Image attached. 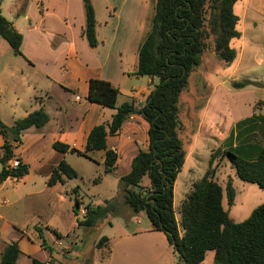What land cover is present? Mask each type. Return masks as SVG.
Here are the masks:
<instances>
[{"label": "trees", "instance_id": "1", "mask_svg": "<svg viewBox=\"0 0 264 264\" xmlns=\"http://www.w3.org/2000/svg\"><path fill=\"white\" fill-rule=\"evenodd\" d=\"M83 1L84 34L89 46L95 48L98 45L95 7L92 0ZM237 1L212 0L210 4L208 0H156L152 28L140 46L134 73L139 77L159 78L146 103L140 107L131 102L117 106L119 89L108 80L93 78L89 82L87 100L116 109L112 120L91 129L84 150L60 140L52 144L60 153L72 152L87 157L93 151H103L108 173L114 170L119 159V154L109 146L108 138L118 134L130 111L140 115L149 125V149L140 150L132 159L131 170L122 176L124 202L133 213L144 211L154 228L167 235L179 255V264H201L209 250L214 251L215 264H264V203L244 221L235 222L223 206L224 195L229 205L234 204L233 180L229 178L224 189L215 179L220 160L228 158L242 180L264 189V140L260 144L251 139L257 129L264 134L263 115L254 113L238 121L224 141V147L213 150L208 169L182 201V235L174 208L175 182L187 157L180 137V96L188 86L191 73L201 64L211 36L219 59L226 64L235 61L237 51L231 41L241 37L237 28L240 17L234 12ZM0 36L9 43L14 54L22 55L23 35L2 15L1 7ZM248 83L244 80L232 85L234 89H242ZM49 119L43 107L30 111L12 125L0 119V133L4 139L0 146V185L8 178L19 179L28 174L29 165L16 156L14 149L21 143L24 130L32 126L42 128ZM217 157L219 161L215 164ZM15 158L19 166L10 167L9 161ZM77 176L78 172L63 158L53 168L47 183L53 186ZM144 178L149 179V185L143 184ZM99 180L101 177L95 179ZM77 193L78 186L73 190L74 211L78 215L81 201ZM109 214L119 215L116 201L88 205L87 214L78 219V225L93 227ZM36 230L42 247L52 254L53 248L44 238L42 228L36 227ZM107 241L108 237L102 236L98 247ZM21 253L18 241H12L2 252L0 264H16ZM91 262L87 260L86 264ZM32 264L48 263L33 258Z\"/></svg>", "mask_w": 264, "mask_h": 264}, {"label": "rangeland", "instance_id": "2", "mask_svg": "<svg viewBox=\"0 0 264 264\" xmlns=\"http://www.w3.org/2000/svg\"><path fill=\"white\" fill-rule=\"evenodd\" d=\"M16 1L1 0L2 15L8 20L16 16L14 13ZM247 2L248 0H238L234 5V12L240 17L237 28L241 32V37L231 41V46L237 51L235 61L226 64L219 59L214 52V38L211 36L209 47L202 55L201 64L191 73L188 86L180 96V137L183 140L184 150L188 154L174 187V208L181 230H183L181 226L182 201L191 192L193 182L198 181L208 169L213 150L224 145V142L217 139L215 126L228 124L233 120L237 123L247 118L251 111L264 116V13L260 14L252 8L248 10ZM208 3L211 4L212 0H208ZM245 10H248L247 14ZM109 48L113 53L112 58H114L115 50L118 47L106 44L104 52L109 51ZM0 55H4L2 61L6 60L8 56L15 57L9 43L2 36H0ZM39 62L38 59L36 64L39 71L40 91L42 87L40 86L42 85L40 73L45 70V64ZM244 80L250 83L242 89L233 88V82ZM146 81L147 76H144V79L141 77L131 78L127 81L126 89L147 84ZM155 82L159 83L158 77H155ZM52 94L58 98V93L54 91ZM29 95L30 87H27V83L21 79L20 75L7 77L0 74V119L5 124L12 125L16 120L26 116L28 108L34 105V101L30 100ZM63 95L66 94L63 92ZM120 98L121 100L127 99L124 93ZM68 102L72 105L77 104L74 97L70 95ZM134 115L133 113L128 114L130 117H135ZM131 126L132 124H129L123 129L119 135V142L127 147L130 146L127 143H134L132 140L138 144L140 142L137 141L144 144L146 139L144 147L146 149L149 146L148 130L139 124L135 125L136 130L132 131ZM252 135L250 136L254 142L263 144L264 134L261 129H257ZM53 138V133L39 136V146L34 143L30 144V140L27 138L25 140L21 138L23 144L19 146L18 150L23 149V155L30 159L28 165L32 169L30 174L32 180H27L24 183L16 182L11 178L2 186L1 191L9 200V204L3 209V211L6 209L8 211L4 213L5 219L13 221L16 230L22 229L23 224L30 219L29 224L32 227L26 228V230L31 231L36 227H44L46 220H51L52 216L53 219L57 218L56 229L65 236L58 237L52 230L43 232L48 245L53 248V256L48 264H86L87 260L94 259L99 248H102V255L105 256L102 264H129L131 257L144 255V252H147L146 257L153 258L151 257V248L147 249L148 243L152 242L151 239L139 238L129 241L127 244L118 242L119 236L123 233H134L138 228L146 230L150 227V220L145 212H142L140 222H137V218L133 215L125 217L132 212L124 202L125 193L121 180L122 176L131 170L132 159L126 155L127 151L120 154L121 160L118 167L116 166L113 171L108 173L105 172L104 162H101L104 157L103 151H93L90 157L68 152L64 159L78 172V176L71 179L69 195L63 194L66 199L60 202L58 194L46 185V174H48L51 165L55 163L56 154H58L52 147ZM110 140L113 142L114 138L110 136ZM133 147L137 148V145ZM217 161H219L218 157L215 164ZM1 167L0 164V170ZM99 177L101 180L96 182L95 179ZM229 178L233 180L236 197L234 204L229 205L226 195H224L223 206L235 222H242L251 215L257 206L264 203V189L256 183L242 180L237 175L232 162L228 158H223L220 160L215 179L225 189ZM143 184H149V179L144 178ZM12 185L17 193L14 189L12 190ZM76 186H78L77 197L80 201L82 200L78 210L80 219H83L87 214V212L83 214L82 209L87 211L88 205H103L106 200L118 203L119 215L109 214L93 227H77L74 224L76 217L73 198V190ZM10 190H12L11 194L8 193ZM15 193L16 196L23 195L17 203L14 202ZM37 200H39L38 206H36ZM12 227L13 225L10 226V228ZM67 233L70 234L69 237ZM102 236L109 237L111 244L116 243V246L111 248L109 242H104L101 247H98L97 243ZM3 238L5 239V237ZM37 241L42 243L41 238H38ZM58 241H61L62 245ZM73 243L77 244L75 245L76 253L69 256L67 254ZM39 249L40 252L36 253L37 258H46L48 252L44 251L42 247ZM111 253H113L112 257ZM154 257L157 258L159 264H179V255L174 246L170 244L166 250H160L158 255L155 252ZM98 260L99 263L93 264H100V259ZM202 264H215L213 250L207 252Z\"/></svg>", "mask_w": 264, "mask_h": 264}, {"label": "crops", "instance_id": "3", "mask_svg": "<svg viewBox=\"0 0 264 264\" xmlns=\"http://www.w3.org/2000/svg\"><path fill=\"white\" fill-rule=\"evenodd\" d=\"M92 2L95 7L97 20L96 34L98 45L95 48L89 46L84 34L86 15L83 0L16 1V7L14 8L16 16L14 15L15 18L9 21L23 35L22 55L14 54L15 57L8 56L4 61H2V56L4 55H0V74L7 77L20 75L21 79L27 83V87H30L29 97L31 101H34V105L28 108L27 113L43 107L50 116L49 122L42 128L32 126L22 132L21 138L24 140L25 138L29 139L30 144L34 143L39 146V136L53 133L52 144L56 140H60L72 147L84 150L91 129L99 124H108L116 113L114 108L104 107L87 100L89 82L93 78L108 80L119 89L117 106L124 102L134 103L137 107L142 106L158 84L155 82V77L147 76V84L132 86L129 90L126 89L128 80L140 78L134 74L138 64V52L152 28L156 0H92ZM251 8L260 14L264 13V0H248L247 9ZM248 10H245V13H248ZM106 44L109 46L117 45L118 48L115 50L116 55L114 54V58H112L113 53L110 48L108 49L109 51L104 52ZM38 59L39 63L45 64V70L40 73L42 83L40 86L44 88L41 87L40 91L39 71L36 64ZM141 78L144 79V76ZM54 91L58 93V98L52 94ZM63 92L66 95H63ZM123 93L127 97L125 100L120 98ZM69 95L74 97V101L77 104L72 105L68 102ZM252 112L247 117L253 115L254 112ZM134 116H129L118 134L111 136L114 138L113 142L110 137L108 138L109 146L119 154L117 167L121 160L120 154L123 151H127L126 155L133 159L140 150L149 149V146L146 149L144 148L146 139L144 144L141 141H137L140 142L138 144L135 140H132L134 143H127L130 145L127 147L119 142L120 133L129 124H132V131H135V125L139 124L145 126L148 130V123L140 115L135 114ZM235 124V120L228 124H217L215 126L217 139L223 143L230 136ZM3 142L4 139L0 133V146ZM22 144L21 142L15 147V154L24 163L29 164L30 159L23 155V149L18 150ZM134 145H137V148L133 147ZM57 153L55 163L51 165L48 174H46V185L51 190H54V193L58 194V199L62 202L66 199L64 195H69L68 189L71 187V179H66L65 183H57L53 186H49L47 183L53 168L68 154V152L60 153L58 151ZM101 162H104V157ZM31 172L32 169L29 167L28 174L19 179L12 178V180L25 183L27 180H32L30 177ZM9 179L11 178H8L0 185V263L5 247L16 239L15 241H18L22 251L16 264H32V259L37 258L36 253H39V248L42 247L40 241H37L40 237L37 230H35L36 228L31 231L26 230V228L32 227L29 224L30 219L23 224L22 229L18 230L15 229L13 221L9 220V222L5 219L4 213L8 211L7 209L3 211V209L9 204V200L5 198L1 188ZM13 189L14 186L12 185ZM12 190L8 193L11 194ZM15 191L17 193V190ZM16 193L14 195L16 197L15 203L23 197V195L16 196ZM38 202L39 200L36 201V206H38ZM51 210L56 211L55 209ZM142 212L144 211L139 213L131 212L125 217L133 215L137 218V222H140ZM52 217L51 220H46L44 223L43 232L45 230L54 232L55 230L63 238L65 235L56 229L57 218L53 219ZM75 217L76 221L74 224L79 227V214L75 213ZM10 224L13 225L12 228H10ZM182 234L183 231L181 230ZM69 235L67 233L68 237ZM139 238L152 240L151 243H148L147 249L151 248V257L153 258L149 259V257H146L147 252H144L145 256L131 257L129 264H159L157 258L154 257L155 252L158 255L160 250L169 248L170 242L167 235L162 231L156 230L150 222V227L146 230L138 228L134 233H123L119 236L118 242L127 244L129 241ZM107 242H109V247L111 245V248L116 246V243L111 244L109 237ZM58 243L61 244V241H58ZM74 243L70 245L71 250L67 254L69 256L76 253L75 245L77 244ZM43 249L48 254H46V258L40 260L48 263L53 253L51 254L47 249ZM109 251H111L110 248ZM112 255L113 253H111V257ZM98 259H100V264L105 259V256L102 255V248L97 250L92 264L99 263Z\"/></svg>", "mask_w": 264, "mask_h": 264}, {"label": "built area", "instance_id": "4", "mask_svg": "<svg viewBox=\"0 0 264 264\" xmlns=\"http://www.w3.org/2000/svg\"><path fill=\"white\" fill-rule=\"evenodd\" d=\"M79 98V97H77ZM10 165V167H17L19 166V160L18 159H12L11 162L9 161L8 163ZM83 214H86L85 212H87L86 210L84 211V209L81 210Z\"/></svg>", "mask_w": 264, "mask_h": 264}, {"label": "water", "instance_id": "5", "mask_svg": "<svg viewBox=\"0 0 264 264\" xmlns=\"http://www.w3.org/2000/svg\"><path fill=\"white\" fill-rule=\"evenodd\" d=\"M130 113H133V111H130Z\"/></svg>", "mask_w": 264, "mask_h": 264}]
</instances>
